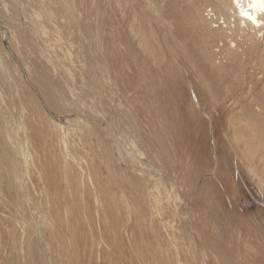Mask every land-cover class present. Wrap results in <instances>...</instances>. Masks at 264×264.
<instances>
[{"label":"bare ground","instance_id":"bare-ground-1","mask_svg":"<svg viewBox=\"0 0 264 264\" xmlns=\"http://www.w3.org/2000/svg\"><path fill=\"white\" fill-rule=\"evenodd\" d=\"M35 3L38 4L41 11L43 10L45 12L47 9L48 12H46L48 14L51 13V20L61 32H78L81 41L76 38L79 40L77 43L90 44L93 47L92 50L94 51V56L96 55V58L98 59V61L96 60L97 64L95 65L92 62V58L86 60L85 57V68L88 71L90 69L89 66H92L91 70H94V68L95 70L100 69L102 72L101 74H104L106 77L109 76L111 79V81H109L113 84V87L109 85V89H114V95L118 97V100L120 99V105L123 103L124 109H126L128 119L126 123H123V125H125V127L129 130L131 129V133L128 130L129 134L132 136L129 148L126 149V147H128L126 144L127 139L125 141H121V138L118 135L119 133L116 132V127H111L115 129L114 133L116 132V135H118V137H114L120 138L118 141L114 138L116 142H119L116 143L118 144L117 147L121 144V147L124 149V154L121 152V155L119 154L118 158H121L126 166H129L130 168H137L136 170H138L137 174L133 172L123 174V182L121 181L123 185H125L126 188L128 187L129 191H131V194H127H129L132 199L134 198L135 200V198H137L138 201L140 198V201H135V203L137 202L135 209H137L138 212L142 213L144 216L147 215L148 218H154L153 215L155 216L158 212L164 215L166 209H163L162 207H165L167 203H170V197L166 196L168 193L166 192L167 194H164L165 192H161L163 187H172V185H167L166 182L168 181L165 177H162L163 171L162 174L158 173V171L165 168L164 164L159 159V155L163 157V162L166 164L168 169L171 168L179 170V173L177 172L178 175L176 174V176H173L174 181L172 183L174 186L176 185L178 188H182V191L180 190V192L185 193L184 195L188 197V201L186 199L187 203L185 202V210L187 209L189 213L193 212L194 214H197V217L192 222H195V227L199 225L201 230L197 233L194 229L192 231L199 238L197 239L195 237V239L199 240L200 249L203 251L199 254L200 251L198 253L197 246L188 247L187 251L184 252L186 253V260H184V256L181 258V254L179 256L180 259L178 260L181 262L182 259L185 262H189L188 264H232L229 261L234 254L232 250H236L238 252V249H240V259L238 258V261L240 260V264H264V0H35ZM36 15V26L39 28V25H42V23L40 21L41 19L37 18ZM31 16L33 19L32 14ZM40 29L43 30V27ZM41 32L43 33V31H40V34ZM64 34L66 33H63V35ZM71 36L73 35L71 34L70 37ZM60 37L59 39L61 40ZM13 40L16 41L15 38ZM56 40L57 39H55V41ZM58 40L57 42L59 44L60 40ZM67 40H69V38ZM74 42L75 41H73V43ZM53 45L56 44L53 43ZM90 45L89 47H91ZM62 46L64 47V45ZM80 46L78 45V47ZM56 47H58V45ZM86 51L84 49V53ZM92 52L90 53L93 54ZM82 53L83 51L80 54ZM62 55L64 56L65 54ZM27 56L29 55L27 54ZM66 57L67 56H65V58ZM79 57L81 58V56ZM68 60L70 59H67V61ZM56 64H58V62ZM80 65L81 68L83 64ZM68 67H70V65ZM52 68L54 69L53 66ZM67 69L68 70H64L62 72L63 78L61 77L62 79L60 78V80L57 78L58 80L56 81L53 79L55 74H53L54 72L52 70L49 75L43 74L39 71L36 75H34L36 78L32 76L37 80L39 85H41L42 88H40L45 90V93L47 92L49 95H57V99H54L62 102V104L59 103V106L62 108L74 103L72 100L75 96L72 97L70 95L72 94V91L70 90L71 88L67 89L70 87L71 82L73 80L74 82L84 80L82 79V75H84L83 72L82 75L81 72L75 73L77 72L76 69L74 74H72L71 71L74 70H71V68ZM84 72H86V70ZM106 77L102 78L105 79ZM86 80L84 81L86 82ZM106 81L107 79H105V83L109 82ZM89 83L88 87H92L90 85H93V83H90V85ZM77 84L79 85L80 83ZM85 86L87 87V85ZM64 88L69 90L71 93L69 91L68 92L70 94L66 93L67 91L64 92ZM79 88H81V86ZM102 88H104V86H102ZM83 89H85L83 91H87L84 86ZM97 90L98 89H96V91ZM63 92L66 93V95ZM92 92H89V94L85 93V95L87 94L89 97ZM107 93L108 92H106V95ZM59 94L60 96L58 97ZM96 94L97 92L95 93V96ZM67 95H70L72 100L68 99ZM106 97L104 99H106ZM95 98H97V96ZM95 98L94 100H96ZM71 101L72 103H70ZM98 102L95 101V104ZM109 105H112V103L107 104L106 109H108V107L110 109L113 108ZM73 106L76 109L75 103ZM96 106H92V108ZM85 107L86 106H81L83 110ZM94 109H91L90 114L94 112L92 111ZM97 109L101 110L99 108ZM89 110L90 109H88V112ZM68 111H71V109ZM78 111L80 112V110ZM81 112L83 113V111ZM115 112H113V114H115ZM86 115L89 116V114ZM127 116L125 118H127ZM99 117L97 116V118ZM101 117L99 119H101ZM110 117L112 118V116ZM116 119L115 122L117 121ZM103 122L105 123L107 121L104 120ZM78 126H80L79 123ZM97 127L98 129L100 128L99 125ZM97 127L94 129L97 130ZM97 131L94 132L98 134L99 131ZM100 132L103 133V130L101 129ZM108 133L110 134V132ZM109 136H111L110 138L113 140L112 133ZM185 136L187 139L190 137L187 142L192 140V142L190 141L192 145H189L190 147L186 148V153L184 148H182L184 146V141L182 142V140H185ZM115 140L112 141L114 144ZM124 142L126 147L123 144ZM102 143L103 142L100 144L102 145ZM107 143L109 145V141H107ZM119 149L121 150V148ZM146 150L153 152L151 154L152 158L149 156L151 159L146 158ZM102 156L104 155H101L100 157ZM184 156L188 158L189 162H193L194 165L196 164L197 166H194L193 169V163L191 166V163L186 161V159L184 160ZM111 158H109V160ZM180 160L183 161L178 163ZM97 162L100 161L97 159ZM156 162L158 163V170H155L157 167H155ZM111 165H113V163ZM113 166L115 168V165ZM93 168L95 169V172L99 171L97 170L96 165ZM116 168L120 169L118 166ZM94 169L92 173L94 172ZM109 171L110 170H108V172ZM99 172L97 173L98 177L99 175L102 176ZM115 173L111 174V176L113 177ZM172 173L169 174L172 175ZM237 174L238 177H240V185L237 182L238 180H236ZM117 175L120 177V174H116L114 177L117 178ZM165 176H167V174ZM109 179L112 180L111 177ZM117 179L114 182L118 185L119 181H117ZM114 182L112 181L111 183L110 181L111 184ZM241 184L245 186V190ZM97 185L99 186L98 183ZM101 187L102 186L98 188ZM108 187H106L105 190H107ZM148 187H151L155 195L154 197L152 196V198L155 199L154 203L157 198L159 202H157V204H161L162 209L159 208L160 205L157 208V204H155V209L146 204L145 199H147L148 202V200L151 199L150 195H152H149V191L147 190ZM231 189H233L234 193H236L237 198L238 196L240 198V205L238 204V208L240 206V209L237 210L235 215L240 221L239 223L237 222L239 224L238 227L236 225L237 223H235L237 230L239 229L240 231V234L237 231L238 237L232 236L233 238H230L232 234H230V236H228V234L223 235V233H225V227H221L220 222L218 221L222 219H220L221 216H219L222 211L218 207L219 211L217 212L216 207L218 204L217 202L220 200H217V196L214 194L219 193L220 195L221 193V195H223L222 192H229V190L231 192ZM103 190L104 189L102 188V192ZM120 190L124 193L122 189ZM99 192H101V190ZM102 192L99 194L103 195L104 192ZM126 192L128 191L126 190ZM210 193L213 194V200L217 201H206L205 194L210 196ZM161 196H163L164 199H162L163 197ZM225 196L228 198L231 195L229 194V196ZM236 196L232 197L236 198ZM207 198L209 199V197ZM229 200L230 199H228V201ZM108 204L109 206H116V203L113 200L108 201ZM125 204H127V202ZM226 204L227 203L224 204V207L228 206ZM229 204L231 203L229 202ZM236 205L237 204L235 202V206ZM220 207L222 208V205ZM233 208L235 209L234 206ZM176 210L174 211V214ZM121 212L122 214L120 216L124 214L123 211ZM223 213L227 216V218L230 217V214L228 217V214L224 211ZM111 214H113V212ZM125 214L127 213L125 212ZM137 215L138 214L136 213V216ZM231 216H233V214ZM192 217H194V215ZM233 218L235 219V217ZM167 219L170 222V218L168 217ZM189 220L191 219L189 218ZM234 221H236V219ZM181 222L183 221H180V224H183ZM222 222H224V220ZM227 222L229 223V221ZM160 223H162V220L161 222L159 220V224ZM174 223L175 222H173V224ZM201 223L205 225L201 226ZM228 223L227 225L230 226L231 224ZM210 224L211 226L214 224L215 227L218 225V229L216 227L217 232L215 235H213L214 233L212 234L210 231L212 229H210ZM115 225L118 226V223ZM171 225L172 223L169 227H171ZM111 226L113 227L114 224ZM116 226H114V229ZM147 228L146 230H149ZM179 228V231L181 232V227ZM226 228V233H229V230H232L230 228L234 227ZM170 229L171 228H168V231H170ZM173 231H175V229ZM147 232L149 233V231ZM213 232H215L214 229ZM134 233L133 235H135ZM175 234H177V232ZM219 234L223 236H219ZM175 237H177V235H175ZM169 238L172 240L174 239V236L173 238ZM133 239L135 240V238ZM229 239H235V241H229L231 244L227 245ZM197 240L194 242H197ZM179 241L180 240L177 239L175 244L177 243L181 246L182 243H178ZM166 242L165 244H167ZM158 244L160 245L159 242ZM185 244L183 245L184 247L186 246ZM163 247V250L167 248V246L166 248L165 246ZM176 248L178 247L175 246V251ZM156 250L157 249H155V251ZM172 250L173 249L171 248L170 251L172 252ZM183 250L181 249V252ZM204 251L206 252L204 253ZM220 251H224V253L227 254V259L222 260V258L218 256V252ZM166 252H168L167 249ZM228 254L230 256H228ZM175 255L176 253L174 256ZM235 263L238 262L236 261Z\"/></svg>","mask_w":264,"mask_h":264},{"label":"rangeland","instance_id":"rangeland-1","mask_svg":"<svg viewBox=\"0 0 264 264\" xmlns=\"http://www.w3.org/2000/svg\"><path fill=\"white\" fill-rule=\"evenodd\" d=\"M25 1L17 0L16 2V0L14 1L0 0V264H181V263L188 264L189 262H185L182 259L180 262V260H178L180 259L179 256L181 254L182 255L181 258H183V256L185 258L186 253L184 252H186L188 247L191 246L193 247L197 246L198 253L200 251L199 254H201L203 250L200 249L199 240H197L199 238L192 231L194 229L195 232L197 233L199 230H201V227H199V225L196 226L198 229L197 230L196 227L194 226L195 222L194 223L192 222L197 217V214L196 213L194 214L193 212L189 213V211L187 209L185 210L184 208L186 207L185 205L188 201V197L184 195L185 193L180 192V190L182 191V188H178V186L176 185L174 186V184L172 183L174 181L173 176H176L177 172L179 173V170L171 169V168L168 169L166 167V164L163 162L164 161L163 157L159 155L160 157L159 159L162 161L165 168H163V170L161 171H158V173L162 174L163 171L162 177H165V179L168 181L166 182L167 185H172V187L170 186L166 187L167 190L165 187H163L161 189V192L162 193L165 192L164 194L168 193L166 196L170 197V203L166 204L165 207L168 206L167 208L162 207L163 209H166L164 215L158 212V214H155V216L153 215L154 218L151 217L148 218L147 215L144 216L142 213L138 212L137 209H135L137 202L140 201V198L137 201V198H135L134 200V198L132 199V197L129 196V194H131V191H129L128 187L126 188V186L123 185L122 179H123V174L125 173L127 174L128 172L130 173L133 172L137 174L138 170H136L137 168L131 167L132 169H134L132 170L129 166H126V164L123 162L121 158H118L119 154L121 155V152H123L122 154H124L123 151L124 149L121 147V144L119 145V147H117L118 144H116L119 143L116 142V140L118 141L120 138L121 141L123 140L125 141L127 139L128 142L126 140V144L128 145V147H126L125 142L123 144L126 147V149L129 148L130 141L132 140V136L131 134H129V132L131 133L130 131L131 129L129 130L125 127V125H123V123H126L128 116L126 114V109H124L123 103L120 105L121 103V101L119 102L120 99L118 100V97L114 95V89L112 88L113 84L110 82L111 81L110 77L109 76L106 77L104 74H101L102 72L100 71V69L95 70L94 68V70H91L92 66H89L90 69L87 71L84 64L86 62L84 61H86L89 58H92L91 59L92 62L96 65L98 59L96 58V55L94 56V51L92 50L93 47L90 44H83L82 42H81L82 44H79V42L77 43V41L79 40L81 41L78 32H73V31L61 32L54 25L53 21L51 20V13L48 14L47 13L48 10L46 8L45 9L47 12L46 11L44 12L43 10L41 11L40 7H38V4L35 3V0H31V2L30 0H25ZM35 7L38 8L36 9ZM31 14L33 15L34 20L32 19ZM35 15L37 16V18L41 19L40 21L42 25L40 24L39 28H37L36 26L37 22L35 20ZM42 20L45 24L42 22ZM42 27L43 30L40 29ZM40 31H43V33L41 32L42 35L40 34ZM52 33L53 35L56 34L57 35L53 36ZM63 33L66 34L63 35ZM58 34H62V35H58ZM71 34L74 37L73 36L70 37ZM59 37L61 38V40L59 39ZM14 38L16 39V41L13 40ZM66 38L67 39L69 38V40H67ZM76 38H78L79 40H77ZM55 39L57 40L59 39L60 43L58 44L57 40L55 41ZM73 41L75 42L73 43ZM53 43L56 45H53ZM71 43L73 44V46ZM76 43L79 46L80 45L81 46L78 47ZM57 45L58 47H56ZM62 45H64V47ZM89 45L91 47H89ZM84 49L86 51L85 53H84ZM72 51L73 54L75 53L74 55L72 54ZM80 51L81 52L83 51L84 55L83 53L80 54L81 53ZM90 52H92L93 54H91ZM27 54L29 56H27ZM62 54L65 55L63 56ZM65 56L67 57L65 58ZM79 56H81V58ZM72 58L74 60L76 58L77 59L74 61ZM67 59H70L68 60L70 62H68ZM80 61L83 63H81ZM57 62L58 64H56ZM80 64H83L81 68H80L81 66ZM51 65L54 67V69L52 68ZM69 65L70 67H68ZM67 68L69 69L71 68V70H74L71 71L72 74H74L75 70L77 69L76 70L77 72L75 73L81 72V75L84 73V75H82L83 77L82 79L84 80L87 79L86 82L84 80L74 82L73 80L70 84V87L68 86H67L68 88L66 87L67 89L71 88L70 90L72 91V94H70L71 92L66 88L63 89L64 92L67 91L66 93L70 92L69 94L72 97L75 96L73 100L70 95H69L70 97L67 95L68 96L67 98L71 99L76 104V109L73 106L74 103L70 104L72 103V101L69 103L70 104L69 106L63 108L60 107L59 105L62 104V102L56 100L57 95L56 94L49 95L47 92L45 93V90L41 89L42 88L41 85H39V83L35 79L36 77L34 76L39 71L43 74L49 75L51 73V70L53 69L52 70L54 72L53 74H55L53 79L56 81L58 79L60 80L61 77L63 78L62 72L64 70H68ZM83 69L84 71L86 70V72H84ZM32 76L35 78H33ZM102 77H106L105 79H107V81L109 80L110 81L109 82L106 81L107 83H105V79H103ZM90 78L93 80H91ZM87 81L93 83V85L92 84L90 85V83ZM77 83L80 84L78 85ZM88 83L92 87H88ZM85 85H87V87ZM109 85L112 86L111 87L112 89H109ZM80 86L82 89L79 88ZM83 86L84 88H86L87 91H83L85 90L83 89ZM102 86H104V88H102ZM96 89L98 90L96 91ZM88 91L89 92L93 91L92 93H90L91 95H89V97L87 96V94L85 95V93L89 94ZM95 91L97 92L96 94L97 98H95L96 97ZM100 91L103 93V95ZM105 91L108 92L107 95ZM66 93L64 94L66 95ZM59 96L60 94L58 95V97ZM93 97L96 100H94ZM105 97L106 99H104ZM95 101L96 102L99 101V102L95 104ZM110 102L112 103V105L109 106L113 108L110 109L108 107V109H106L107 104H111ZM80 104L81 106H86L84 110L83 108H81ZM77 106L78 107L80 106L79 109ZM92 106H96L94 108L97 111L94 108H92ZM100 107L104 109H101ZM69 108L71 109V111H68L70 110ZM97 108L101 110H98ZM88 109H90L89 112ZM91 109H94L92 111H94L95 113L92 112V114H90ZM78 110H80V112ZM81 111H83L84 114ZM84 111L86 112V114H89V116L86 115ZM113 112H115V114H113ZM93 113L94 115L97 113L100 114L94 116ZM97 116L98 117L102 116V117L101 119H99L100 117L97 118ZM110 116H112V118ZM126 116L127 118H125ZM115 119L117 120L116 122ZM104 120L109 123L107 122L104 123L103 122ZM78 123L81 127L78 126ZM97 124L103 130L104 134L100 132L101 129L100 128L98 129ZM55 125L57 129L55 128ZM70 126L73 127L71 128ZM109 126L110 127L114 126V128L116 127L115 128L116 132L119 133L118 135L120 136V138H117L118 135H116V132L114 133L115 129L112 127L110 128ZM93 127L94 128L97 127V130L99 131L98 134L94 132L97 130H95ZM106 129L109 130L107 131ZM108 132H110V134L112 133L113 140H111L110 138L111 136H109L110 134ZM98 136L100 137V139L103 140H100ZM186 136H185V140L184 139L182 140V142L184 141L183 142L184 146L186 144L188 145L182 147L184 148L185 153L187 152L186 148L192 145L191 143L192 140H189L187 142V140L190 137H188L187 139ZM114 138H116V140ZM114 140L116 146L112 142ZM107 141H109V145ZM101 142H103L102 145L100 144ZM119 148H121V150ZM108 153L109 155L111 153V155L109 156ZM152 153L153 152L146 150V154H145L146 158L147 159H149L150 157L152 158L151 155ZM101 155L104 156L100 157ZM185 156L188 157L187 155ZM185 156H184V160L186 159V161H188V158H186ZM105 158L107 161L105 160ZM109 158L112 159V160L110 159L112 162L109 160ZM97 159L100 162H97ZM181 161L183 160H180L178 163H180ZM112 163L113 165H115V168L113 165H111ZM189 163H191L192 166L193 162H189ZM95 165L97 167V170H99L100 172L99 171L95 172V169L93 168ZM106 166L108 167V169ZM117 166L120 167V169L118 168L119 170L116 168ZM194 166L197 165L196 164L194 165L193 163L192 166L193 169ZM112 167L116 173L114 172ZM155 167H154L155 170L159 169L157 162L155 164ZM93 169L95 172L94 175H93L94 172L92 173ZM108 170H110L109 171L110 173L108 172ZM98 172L103 177L100 175L98 177L97 176ZM107 173H109L110 176ZM113 173L115 174L112 177L111 174ZM169 173H172V175ZM116 174H120V177L119 175H117V178L119 179L114 177ZM166 174L168 177L165 176ZM107 175L109 176V178L111 177L112 180L109 178L108 180ZM236 178H237L236 180H238L237 182L240 185V177H238V174L236 175ZM116 179L117 181H119L118 185L116 182H114L116 181ZM110 181L111 183L113 181L115 183V186L114 183L111 184ZM97 183L99 184V186L97 185ZM100 186L102 187L98 188ZM106 187H108L107 190H105ZM102 188L104 189L103 190L104 193L102 192ZM124 188L128 192H126ZM243 188L244 190L246 189L244 185ZM120 189H122L124 193ZM100 190L103 193V195L99 194L101 193L99 192ZM147 190L149 191V195L150 194L152 195H150L151 201L148 200L147 202V199H145L146 204L150 205V207L155 209L156 206L155 204H157L158 199L155 197L156 202L154 203L155 199L152 198V196L154 197L155 195L151 187H148ZM231 190L233 191V189ZM232 191L230 192L229 190L230 193L228 191H224V193L222 192L223 195H221V193L220 195L219 193H214L215 196H217L216 197L217 200H220L217 202L218 204L216 205V207H217V212L219 211L218 209L219 207L222 213H220V215L218 213V215L221 216L220 219L222 218L221 219L222 221L224 220V222L218 220L220 222V226L221 227L223 226V228L225 227V229H227L226 227L228 228L234 227V228H230L232 230L228 229L230 231L229 233H226L227 230L224 229L225 233H223V235L228 234V236H230V234H232L230 238L236 236L238 237L237 231L240 234L239 229L237 230V227L239 226L238 223L240 221L238 220L239 218L235 216L237 210L240 209V206L238 208V204L240 205V198L238 196L239 200L237 201L238 198L236 196V193ZM226 192L228 193L225 194ZM229 194L231 196H229ZM225 195H228L229 197L227 198V196ZM232 196H236V198ZM207 197H209V199ZM212 197L213 194L211 193L210 196H207L205 194L206 201L208 200L217 201V200H213ZM162 199H164V197ZM228 199L230 200L228 201ZM106 200L108 201L113 200L116 203V206L110 205L111 206L110 207L108 201ZM135 201L137 202L135 203ZM126 202L127 204H125ZM224 202L227 203L226 205L228 206L224 207L225 206ZM229 202L231 204H229ZM235 202L237 204L236 205L237 208L235 206ZM220 204L222 205V208L220 207L221 206ZM159 205H160L159 208L162 209L161 208L162 205L161 204ZM159 205L157 204V208ZM233 206L235 207V209L233 208ZM175 207L176 209L178 208L177 209L178 211L175 209ZM119 208L124 213L122 215L123 218L122 216H120L122 212L119 210ZM175 210H176L175 212L176 215L174 214ZM223 211L226 214H228V217L230 214V217L227 218V216L223 213ZM112 212L113 214H111ZM125 212L128 215L125 214ZM136 213L138 214L137 216ZM232 214L233 216H231ZM161 215L163 216L160 217ZM193 215L194 217H192ZM168 217L170 218V222L172 223L171 227H169L171 223L168 221L167 219ZM233 217H235L236 221H234L235 219ZM189 218L191 220H189ZM159 220L160 222L162 220V223L159 224ZM180 221H183L181 222L183 224H180ZM227 221H229V223ZM173 222L175 223L173 224ZM117 223L118 226L115 225ZM227 223L231 225L229 226L227 225ZM235 223H237L236 224L237 227ZM112 224L116 226L115 229L114 226L113 227L111 226ZM190 225H193L195 228ZM203 225L205 224L201 223V226ZM209 226L210 229L212 228L210 231L212 232V234L214 233L213 235H215L218 229V225L216 226L217 229L214 226V224L213 226H211V224ZM179 227H181V232L179 231L180 229ZM146 228L149 230H146ZM168 228H171L170 231H168ZM174 229L175 231H173ZM213 229L215 230V232H213ZM147 231H149V233ZM176 232L177 234H175ZM133 233L135 235H133ZM175 235H177V237H175ZM223 235L219 234V236H223ZM173 236L174 239L171 240L169 237L173 238ZM195 237L197 239H195ZM133 238H135V240ZM177 239L180 240L178 243L180 244L182 243L181 246L177 243L175 244V241H177ZM196 240L197 242H194ZM232 240L229 239L227 245L228 244L230 245L231 242L229 243V241ZM233 241H235V239ZM158 242L160 243V245L158 244ZM165 242L167 244H165ZM184 244L186 245L185 247L183 246ZM163 246H165V248L167 246L166 249L168 250V252H166V249L163 250L164 248ZM175 246L178 247L176 248V251H175ZM171 248L173 249L172 252L170 251ZM183 248L185 251L183 250ZM155 249L157 250L155 251ZM181 249L183 250L182 252ZM232 251L234 252L233 254L234 256L232 255L231 257L233 260L230 258L229 261L232 264H240L239 262L240 260L238 261V258L240 259L239 257L240 249H238L239 255L236 250L235 251L232 250ZM205 252L206 251H204V253ZM173 253L174 254L176 253V255L177 254L178 255L174 256ZM218 256L222 258V260L227 259V254L224 253V251L218 252ZM228 256L230 255L228 254ZM184 260H186V258ZM235 260L238 263H235L236 262Z\"/></svg>","mask_w":264,"mask_h":264},{"label":"snow or ice","instance_id":"snow-or-ice-1","mask_svg":"<svg viewBox=\"0 0 264 264\" xmlns=\"http://www.w3.org/2000/svg\"><path fill=\"white\" fill-rule=\"evenodd\" d=\"M251 18V17H250Z\"/></svg>","mask_w":264,"mask_h":264}]
</instances>
